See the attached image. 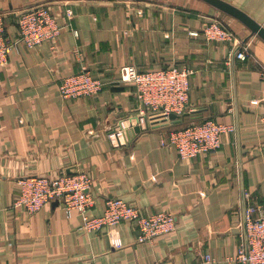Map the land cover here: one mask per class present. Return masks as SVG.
Here are the masks:
<instances>
[{
    "label": "crops",
    "instance_id": "0c3cea01",
    "mask_svg": "<svg viewBox=\"0 0 264 264\" xmlns=\"http://www.w3.org/2000/svg\"><path fill=\"white\" fill-rule=\"evenodd\" d=\"M223 1L264 28V0ZM38 3L49 4L63 28L56 47L13 49L0 68V264H241L245 205L264 208V39L206 0H0L11 38L15 14ZM213 19L247 41L252 57H234L237 42L190 35ZM175 63L195 72L187 114L172 127L206 118L233 125L221 148L182 159L166 141L168 127L131 131L116 144L109 130L139 104L121 67ZM82 68L105 81L103 90L64 98L62 78ZM78 170L94 179L90 215L120 197L145 214L173 212L176 230L140 242L130 221L88 231L62 202L34 214L16 206L20 177Z\"/></svg>",
    "mask_w": 264,
    "mask_h": 264
},
{
    "label": "built area",
    "instance_id": "2783aa9c",
    "mask_svg": "<svg viewBox=\"0 0 264 264\" xmlns=\"http://www.w3.org/2000/svg\"><path fill=\"white\" fill-rule=\"evenodd\" d=\"M72 15V11L68 10L67 18L71 19ZM15 16L19 25L18 34L11 38L7 34L6 14L0 13V68L9 62L13 49L32 48L43 42H50L52 47H56L62 32L63 27L47 3L25 6ZM201 32L209 41L237 42V59L247 60L252 57L248 42L239 40L218 19H213L201 29H191L189 33L198 36ZM75 33L78 34L76 30ZM258 64L264 76V65L260 62ZM194 72L193 68L181 67L176 63L148 71H139L132 64L122 66L121 80L133 83L136 87L138 111L129 119L119 120L109 130L108 136L116 144H122L129 132L135 131L137 126L141 129L168 127L166 141L177 148L182 159L218 151L222 146V133L234 129L233 125H226L213 118L193 120L176 128L172 127L171 122L168 123L171 113L183 115L187 111ZM104 86L102 78L82 68L62 78L59 92L64 98H78L97 95ZM260 122L264 128V114ZM93 181L91 174L79 170L58 175L37 173L23 176L18 179L20 194L16 206L34 214L50 201L62 202L69 213L72 210L81 213L83 228L88 231L130 221L140 232V242L153 241L159 235L176 230L177 218L173 212L159 210L145 214L137 204L120 197L108 198L101 214L90 215L89 210L95 205V197L90 192ZM245 219V232L236 259L241 264H264V208L250 204L246 207ZM205 259L210 261L213 258L206 254Z\"/></svg>",
    "mask_w": 264,
    "mask_h": 264
},
{
    "label": "water",
    "instance_id": "95a60500",
    "mask_svg": "<svg viewBox=\"0 0 264 264\" xmlns=\"http://www.w3.org/2000/svg\"><path fill=\"white\" fill-rule=\"evenodd\" d=\"M206 1L209 2L210 4L214 5L215 7L219 8L220 10L227 12V13L239 18L240 20H242L245 24H247L251 28L253 33L260 35L264 39V28L261 25H259L255 20L251 19L247 14L242 12L240 9L236 8L235 6H232L231 4H229L223 0H206ZM237 49H235V51H234V57H235V53H236ZM184 114H187V113H184ZM183 115L171 113L169 115L170 121L168 123L171 122L173 124V123L181 121V118ZM168 123H166V125H168ZM140 130H141V128L139 126H137L135 128L136 132H139ZM245 212H246V205H245ZM245 224H246V222H245Z\"/></svg>",
    "mask_w": 264,
    "mask_h": 264
}]
</instances>
